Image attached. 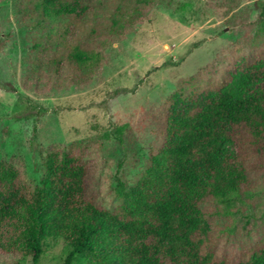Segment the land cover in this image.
<instances>
[{
  "label": "rangeland",
  "instance_id": "374dc122",
  "mask_svg": "<svg viewBox=\"0 0 264 264\" xmlns=\"http://www.w3.org/2000/svg\"><path fill=\"white\" fill-rule=\"evenodd\" d=\"M253 61L264 68V0H70L58 19L36 0H0V163L35 188L52 152L80 155L89 191L115 211L164 144L168 116L191 96L258 90L244 84ZM261 156L246 190L204 204L207 244L228 264H264ZM44 250L38 264L68 256L61 240Z\"/></svg>",
  "mask_w": 264,
  "mask_h": 264
},
{
  "label": "trees",
  "instance_id": "16d2710c",
  "mask_svg": "<svg viewBox=\"0 0 264 264\" xmlns=\"http://www.w3.org/2000/svg\"><path fill=\"white\" fill-rule=\"evenodd\" d=\"M36 1L57 19L70 3ZM244 69V84L258 90L239 98L223 91L191 96L183 113L168 116L164 144L115 211L89 191L80 155L52 152L35 188L0 163V256H30L38 264L44 243L61 240L64 264H228L207 244L204 204L246 190L262 161L264 68L253 61ZM230 142L238 156L227 152Z\"/></svg>",
  "mask_w": 264,
  "mask_h": 264
}]
</instances>
